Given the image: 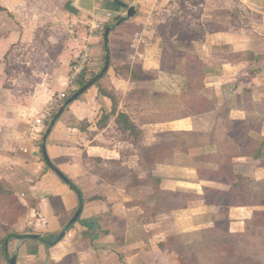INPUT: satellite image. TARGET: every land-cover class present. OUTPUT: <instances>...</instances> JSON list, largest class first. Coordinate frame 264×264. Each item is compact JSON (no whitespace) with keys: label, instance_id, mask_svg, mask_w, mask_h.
<instances>
[{"label":"crops","instance_id":"0c3cea01","mask_svg":"<svg viewBox=\"0 0 264 264\" xmlns=\"http://www.w3.org/2000/svg\"><path fill=\"white\" fill-rule=\"evenodd\" d=\"M128 5L133 6L134 13L114 25L126 14ZM0 7V182L21 203L22 211L10 227L30 236L41 235L8 244L7 252L16 256L15 264H159L152 262L154 244L163 257L178 253L177 248L161 247L169 244L168 239L154 238V231L148 228L152 217L143 212L142 205L151 202L153 189L137 185L135 178L131 181L130 168L137 175L138 163L134 150L130 159V142L122 139L115 117L118 111H125L138 120L128 109L130 103L140 102L130 98L132 90L145 89L147 103H143L150 107L153 96L167 97L185 89L184 75L160 68L165 36L174 28L173 35L168 36L170 41L181 46L185 42L208 67L201 92L215 107L155 123L148 118L157 113L149 109L142 116L141 127L149 133L168 129L211 131L217 112L225 108L231 119L261 120L259 135L264 137V48L251 46L259 44L256 39L264 40V30L254 32L259 29L256 25L249 32L242 28L243 19L237 18L239 12L235 10L250 8L264 17V0H0ZM118 15L109 25L113 27L108 32L107 71L65 106L45 140L50 160L79 187L83 206L78 217L96 219V236L89 240L84 234L87 225L76 221L47 246L43 235L60 232L79 200L69 183L46 164L41 142L47 120L36 123L34 119L54 96L65 92L68 97L77 88L71 79L74 66L84 78L101 69L104 29ZM248 18L251 25L262 21ZM94 22L101 28L91 29ZM85 51L90 60L80 66ZM246 51L255 55L253 59L232 58ZM135 66L145 72L143 79L130 78ZM192 148L201 153L215 151L217 145ZM231 166L235 173L264 182V162L258 159L235 157ZM117 167L128 171L116 180L104 173L110 170L111 174ZM204 167L216 169L218 163L160 162L153 174L160 178L162 189L203 195V187H229L228 183L200 176L198 170ZM142 170L138 180L146 177V170ZM257 211L264 212V204L248 205L236 197L227 206L202 201L161 214L171 212L174 233L210 227L218 219L227 220L230 231L241 232ZM154 258L162 260L160 256ZM0 264H9L1 248Z\"/></svg>","mask_w":264,"mask_h":264},{"label":"trees","instance_id":"16d2710c","mask_svg":"<svg viewBox=\"0 0 264 264\" xmlns=\"http://www.w3.org/2000/svg\"><path fill=\"white\" fill-rule=\"evenodd\" d=\"M1 8V7H0ZM119 18L115 16L106 25L112 24ZM105 25V26H106ZM172 34V33H171ZM244 55L236 54L232 58L253 59L254 54L250 51L243 52ZM202 63L190 47H182L180 43L170 41L169 37L162 47L160 56V68L168 73H180L185 76V89L179 93H171L167 97L153 96L154 106L164 110H172L171 113H166L163 117L160 113L152 115L149 121H166L170 117H186L190 115L199 114L215 107L212 99L201 92L204 86V79L208 72V67ZM145 72L138 66L133 67L130 74L131 79H143ZM93 73L91 77L94 75ZM125 74V73H124ZM90 78V77H89ZM89 78H84L82 74L75 82L77 88L85 83ZM94 82L93 84H96ZM92 84V85H93ZM72 90L71 94L77 89ZM86 91V90H84ZM248 95V92L245 91ZM147 92L145 89H135L130 93V97L141 103L146 102ZM67 98V97H66ZM65 98V99H66ZM64 99V100H65ZM177 103V107L174 106ZM249 103L246 100V104ZM68 105V104H67ZM66 105V106H67ZM168 111V110H167ZM55 112L52 113V116ZM61 115V114H60ZM56 118V120L60 117ZM50 118V119H51ZM147 119V118H146ZM50 120H47L48 125ZM115 122L121 128L124 138L129 141L134 148L137 149L138 163L143 165L146 170V177L143 180L135 178L137 184H145L152 187V192L149 195L154 200V204L149 207L154 213L161 211H169L177 207L193 206L200 202H207L211 204H218L227 206L233 202L234 198L239 197L241 202L248 205L264 204V182L254 180L232 171L231 162L235 157H251L258 159L259 162H264V137L259 135L261 130V120L254 117L245 118L242 120L231 119L228 117L225 108L217 112V122L214 129L211 131H199L190 129H168L161 131L157 140L149 144L139 142V136L143 132L141 124L144 119L140 116L138 121H135L127 112L118 111ZM125 140V139H124ZM211 143H216L217 149L215 151L201 152L192 157V162H217L216 169L200 168L198 173L207 179H213L229 184L226 190L217 189L213 187H203V195L191 191H180L160 188V178L153 174V171L160 162H172L175 152L187 153L191 147L203 146ZM127 169L123 167L106 170L111 179L116 180L127 173ZM69 185L73 190L79 187L69 179ZM83 200V197H82ZM146 205L143 208L147 210ZM22 211L21 203L16 194L5 188L0 182V248L7 260L10 255L7 252L8 244L14 239H24L32 237L23 232H17L10 227V224L15 219L17 214ZM87 225L85 235L89 236V240L96 236L93 231L96 229L94 224L95 218L79 219ZM74 222L65 223L61 229L70 228ZM6 223V225H3ZM223 224L222 227L218 225ZM246 228L241 232H232L228 229L227 220H216L213 226L201 228L193 233H200V236H207L213 234L212 246L210 241H205L202 245L214 251V264H257L254 259L250 258L243 247L236 248V240H244L249 234L250 226L264 228V212L257 211L251 218L246 221ZM49 233L43 235L42 241L45 245H52L57 234ZM224 237H222L221 235ZM224 238V239H223ZM228 238V239H226ZM169 244H173V236H168ZM196 240V238L194 239ZM199 242V241H198ZM183 247V246H182ZM181 249V248H180ZM201 249V248H200ZM200 252L206 249L199 250ZM193 254L192 256H194Z\"/></svg>","mask_w":264,"mask_h":264},{"label":"rangeland","instance_id":"374dc122","mask_svg":"<svg viewBox=\"0 0 264 264\" xmlns=\"http://www.w3.org/2000/svg\"><path fill=\"white\" fill-rule=\"evenodd\" d=\"M235 10H238V12H239L237 15V18H239V20L241 18L243 19V22L241 23L242 28L247 29V31H248L256 25L255 28H259V29L255 30L254 32L258 33V31L264 30V17L262 16L261 13L256 12V10H254V9L242 8V7H239V8L237 7V8H235ZM248 16L253 17V19H255V20L260 19L262 21L261 22L257 21L256 24L251 25L250 22L252 21V19H249ZM251 31H253V30H251ZM173 32H174V28L171 29L168 34L165 33V35L166 34L167 35L166 36L164 35L165 36L164 40L166 41L168 36L171 33L173 35ZM256 41H258L259 44H251L252 47L253 46H259V48H264V40H262V39L257 40L256 39ZM182 47H186L185 42H184V44H182ZM73 70H75V69L73 68ZM77 73L78 72L75 71L74 72L75 76H74V74H72L73 77L71 79L77 80L78 77L80 76ZM57 96L58 95L54 96L53 98H57ZM66 97H67V94H66ZM65 98H63L62 100H58V101H60V104L63 103ZM130 104L131 105L128 106V109L131 112V115H133V117L135 119H138V120H139L140 116H143V114H145L147 112V110H149V109L151 111L156 112V113H160L161 115H163V113L166 114V113L172 111L169 109H167L168 110L167 111V110L155 107L154 105L149 107V104L145 105L144 103H141V102H132ZM53 112H56V110ZM50 118H51V116L47 120H50ZM154 130H158V127H156ZM159 133H161V132L149 133L148 131H145L143 129L142 134L139 136V142L141 141L142 143H148V141H149V143H150L152 141H155V140H157ZM122 139L126 140V138H124V137H122ZM129 147H130L129 148L130 149V159L132 157L131 156L132 155L131 150H134L135 156H136V162L138 163L137 149L134 148L131 145V143H130ZM123 150H124L123 155L126 158L127 152H128L127 148L124 147ZM198 150L199 149H193L192 148V149H189V151L187 153L177 152L174 154L172 162H183V163L192 162L191 159H192L193 155L199 153L200 150L199 151ZM237 162H251V161H249V160H247V161L238 160ZM136 168H137V175H138L139 171H143L142 169H144L143 165H140L139 163L136 165ZM130 170H131V175L136 177L137 175L134 173V171L131 168H130ZM130 179H131V181H133L132 177H130ZM143 185H145V184H143ZM152 200L153 199L148 200L151 202L148 205H146L147 210L144 209V211H143L144 213H146V215H148V217L149 216L152 217V219H149L151 221V223L148 226V228L151 227V229L154 231V232H152V234H153L152 236L153 237L156 236L154 238H157V237L161 238V240L164 238L167 239L168 236H170V237L173 236L174 239H173L172 245L167 244V243L166 244L163 243V244H161V247H164V246L168 247L169 246L170 248H173V249L177 248V250H179L178 253L176 251H173V253L168 254L167 257H163L161 255L163 252L160 251L159 247L156 246L158 244H154L155 245V248H154L155 252L152 253V256H153V257H151L152 262L157 261V263H159V264H214V260H213V258L215 257V255L213 256L214 251H211L209 248H205L202 245V243L205 241H210V244L212 246V242H213V239L215 238V236L213 234H210V235L203 237V236H200V233L194 234L193 230L184 231L181 233L171 232L173 229L171 224H170V221L172 219V216L170 214L171 212H165L163 214H161V212H156V213L152 212L149 208L153 205L154 201H152ZM181 220L183 222H185L184 217H182ZM219 220H224V219H218V221ZM141 221L143 222V220H141ZM222 226H223V224L218 225V227H222ZM70 228H73V225ZM248 229L250 232L246 236V239H244L243 241L242 240H236V242H235L236 248L238 249L240 247H243L245 249L247 255L250 258L254 259L257 264H264V228L263 227L250 226V228H248ZM136 233H140V230H137ZM221 236L224 237L223 235H221ZM195 238H196V240H194ZM226 239H228V238H226ZM200 248L201 249L204 248V249H206V251L200 252L199 251V250H201ZM193 254H195V255L192 256ZM178 255L180 258L178 257ZM154 256H160V258H162V260L154 258Z\"/></svg>","mask_w":264,"mask_h":264},{"label":"water","instance_id":"95a60500","mask_svg":"<svg viewBox=\"0 0 264 264\" xmlns=\"http://www.w3.org/2000/svg\"><path fill=\"white\" fill-rule=\"evenodd\" d=\"M134 13V8L132 5H128L127 6V10H126V14L122 17H120L117 22H115L114 25L118 24L120 21L124 20L125 18L131 16ZM113 26H106L104 29V33H103V44L105 46V57H104V62L103 65L101 67V69L96 72L92 77H90L85 83H83L79 88H77L72 94H70L65 100L64 102L60 105V107L56 110L55 114L52 116V118L50 119L49 124L47 125L45 132L43 134L42 137V142H41V150H42V154L43 157L46 161V164L63 180H65L67 183L69 182V179L65 176V174L57 167L54 165V163L50 160L47 152H46V147H45V140L47 135L49 134L56 118L63 112L65 106L73 101L74 99H76L84 90H86L87 88H89L94 82H96L97 80H99L103 74L107 71V68L109 66V59H110V54H109V49H108V32L111 30ZM76 194L78 196V206L76 208V210L74 211L73 215L71 216V218L69 219V223L74 222L78 216L80 215L82 206H83V201H82V195L79 189H76ZM65 232V228H63L56 236L55 240H53V242L57 241L58 239H60L63 234ZM32 236L35 237H41V235L39 234H31ZM15 255L13 254L11 257H9V264H15Z\"/></svg>","mask_w":264,"mask_h":264},{"label":"built area","instance_id":"2783aa9c","mask_svg":"<svg viewBox=\"0 0 264 264\" xmlns=\"http://www.w3.org/2000/svg\"><path fill=\"white\" fill-rule=\"evenodd\" d=\"M90 28L99 29L101 28V25L99 22H94L90 24ZM89 60H90V55L87 51H85L80 56L79 65L80 66L86 65L89 62ZM73 68L77 72V67L74 66ZM65 97H66V94L64 92H60L57 98H52L49 104L39 112L38 116L34 119V122L41 123L43 120L45 119L47 120L52 115L53 111L57 110V108L59 107L60 101L58 100H62Z\"/></svg>","mask_w":264,"mask_h":264}]
</instances>
